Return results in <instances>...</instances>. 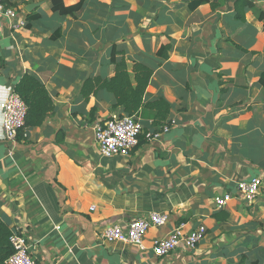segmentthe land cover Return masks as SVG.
<instances>
[{
	"label": "crops",
	"instance_id": "crops-1",
	"mask_svg": "<svg viewBox=\"0 0 264 264\" xmlns=\"http://www.w3.org/2000/svg\"><path fill=\"white\" fill-rule=\"evenodd\" d=\"M7 1L38 16L13 28L0 10V104L25 72L55 103L14 142L0 106V222L30 240L38 264H264V0L241 18L237 0H81L74 20L50 0ZM112 50L130 72L134 61L152 69L144 96L169 103V125L156 131L143 107L137 145L104 157L93 125L125 111L104 89L85 100L81 87L113 74ZM253 176L262 188L248 204L235 185ZM153 211L167 221L146 230L143 248L104 238L107 225ZM199 223L193 249L151 252L154 239Z\"/></svg>",
	"mask_w": 264,
	"mask_h": 264
},
{
	"label": "built area",
	"instance_id": "built-area-1",
	"mask_svg": "<svg viewBox=\"0 0 264 264\" xmlns=\"http://www.w3.org/2000/svg\"><path fill=\"white\" fill-rule=\"evenodd\" d=\"M0 10L10 18V24L13 28L25 26L26 18L15 7H5L0 2ZM0 106L3 111V138L7 142H14L17 140L19 130L24 127L27 106L14 90L8 93ZM166 128L167 126L164 129ZM93 132L102 156L128 155L138 143V137L142 133V125L136 116L125 113L118 116L113 115L95 123ZM23 135H26V132H23ZM261 185L260 176L238 180L235 185L237 196L245 203L250 204L260 191ZM232 197L231 192H226L216 199V204L223 206ZM166 221L167 215L165 213L153 211L146 218H134L125 224L107 225L104 230V238L108 241L119 240L134 243L143 248V236L146 230L152 226H161ZM205 233L206 227L202 223L189 231H184L183 225H179L174 227L167 236L154 239L150 249L157 257H163L176 249L190 250L198 244ZM9 242L13 251L6 258L5 264H38L36 258L31 254L32 243L24 234L18 231L11 232Z\"/></svg>",
	"mask_w": 264,
	"mask_h": 264
},
{
	"label": "trees",
	"instance_id": "trees-1",
	"mask_svg": "<svg viewBox=\"0 0 264 264\" xmlns=\"http://www.w3.org/2000/svg\"><path fill=\"white\" fill-rule=\"evenodd\" d=\"M52 10L58 11L67 20L76 18V11L80 8L81 0L73 5H65L63 0H50ZM208 2L209 0H200ZM5 7L12 6L7 0L0 1ZM252 7L251 0H237L235 3L236 16L241 18L243 8ZM38 14L30 12L26 16L25 27L30 26V21L37 18ZM60 34L57 28L53 36ZM1 60V59H0ZM111 63L113 64V74L109 77L100 76L88 77L81 87V95L85 100L91 95H95L98 90L104 89L114 98L115 107H122L126 114L138 115L143 107L155 110L153 124L156 131H162L167 126L169 113V103L163 98L147 101L144 93L152 76V69L145 64L134 61L132 72L128 69L125 58L117 60L115 50H112ZM1 66V65H0ZM259 81L264 85V72L260 75ZM14 91L21 96L27 106L25 124L19 132L17 138H24L23 132H27L32 126L41 125L54 111L55 103L44 84L34 73L25 72L15 84ZM262 188V187H261ZM264 191V188H262ZM11 231L4 222H0V264H5L6 258L12 253L13 248L9 242Z\"/></svg>",
	"mask_w": 264,
	"mask_h": 264
},
{
	"label": "water",
	"instance_id": "water-1",
	"mask_svg": "<svg viewBox=\"0 0 264 264\" xmlns=\"http://www.w3.org/2000/svg\"><path fill=\"white\" fill-rule=\"evenodd\" d=\"M37 3H30L25 6L27 11H31L34 7H36Z\"/></svg>",
	"mask_w": 264,
	"mask_h": 264
}]
</instances>
